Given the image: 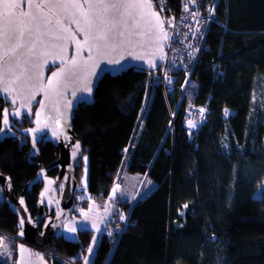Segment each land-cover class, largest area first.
I'll list each match as a JSON object with an SVG mask.
<instances>
[{
  "label": "trees",
  "instance_id": "16d2710c",
  "mask_svg": "<svg viewBox=\"0 0 264 264\" xmlns=\"http://www.w3.org/2000/svg\"><path fill=\"white\" fill-rule=\"evenodd\" d=\"M216 8L193 88L174 111L172 127L178 87L166 100L159 85L148 83L147 71L137 68L104 74L94 102L74 111L73 131L88 156L87 189L95 199L105 200L117 178L123 180L121 171L156 183L136 197L116 242L104 230L90 264H264V194L255 193L264 180V0H218ZM190 101L210 107L192 139L182 126ZM2 117L0 109V128ZM38 147L43 166L55 161L58 149L51 142ZM31 152L28 137L0 133V172L10 177L16 195L39 171ZM57 171L51 167L48 175ZM40 185L31 188L29 209ZM129 205L126 200L117 208L129 211ZM0 230L17 232V216L1 196ZM76 234L48 243L65 260L47 256L50 264L83 263L79 254L93 233L86 228ZM0 264L12 263L0 255Z\"/></svg>",
  "mask_w": 264,
  "mask_h": 264
},
{
  "label": "water",
  "instance_id": "95a60500",
  "mask_svg": "<svg viewBox=\"0 0 264 264\" xmlns=\"http://www.w3.org/2000/svg\"><path fill=\"white\" fill-rule=\"evenodd\" d=\"M39 1H41V4ZM90 2L94 3L96 0H90ZM33 3L41 5V7L39 9H30L27 0L26 13H43L45 14L44 19H50L51 21V23H48L47 27H45L44 19H42L41 31H47V28L59 31L55 23L56 20L62 17H70V14L76 11L73 9H68L67 11L63 9H54L46 5L56 3H79L83 5V11H88L85 0H33ZM147 3L152 5L151 9L144 8L142 10H136L138 13L137 20L139 21V27L132 29L133 34L131 36L126 33L125 44L111 53L110 58L120 60L119 65L109 64L106 59L96 56L94 53L90 54L85 48L80 54L82 59L76 66V76L67 80L61 77L59 88L50 90L49 95L45 97L44 92L38 91L39 84L41 83L39 77H43L42 83L45 87L48 86L49 78H52L55 83L56 78L52 77V73L58 72L64 67V64H62L59 59H56L53 63L51 56H40L38 45L36 55L21 56L20 66L14 67L16 75L23 73V76H21L15 84L11 82V79L0 82V90L4 87L9 89L7 94L0 91V98H3L4 101L6 95L8 102L11 103L12 100H15L20 107L21 104L30 108L36 105L33 112L34 116L27 127L14 126L9 116V124L7 126L14 128L15 131L29 138L32 148L31 154L38 159L37 164L39 171L33 178L29 179V182L23 187L19 195H16L13 191L10 177L0 172V187L4 193L3 199L5 203L9 205L11 211L17 216V232L15 234V236H17V238H15L16 256L18 258L17 264H50L47 255L58 258L55 255L47 254L44 248L47 247L52 239L63 236L64 222L74 213L72 210L74 206L75 188L78 184L77 174L81 169L84 150V146L78 135L73 131L72 119L75 115L74 111L81 103L92 104L94 102L95 88L104 74L109 73L113 76L121 74L123 71L131 68H137L142 71H152L155 70L163 60V58L160 59V57H164L166 42H163V46L161 47L158 40V36L160 35L159 31H154L152 35H149L147 31L148 25L139 18V13L141 12L145 19L155 21L156 17L152 16V12L157 13L161 18L160 11L153 6L152 1L147 0ZM76 18L78 19L79 16ZM62 23L65 28H68L76 35V38L83 43V35L76 33V24L70 23L69 19H63ZM129 27H132L131 21H129ZM136 32H143V35H135L134 33ZM61 35L68 36V33H61ZM49 38V36L43 37L45 40ZM54 43L61 44L62 46L65 45L64 41H54ZM66 47L68 50L66 54L67 59L71 60L72 56L76 55V45L71 41V36H68ZM3 51L4 48L0 47V54H3ZM18 51L24 52L26 49H18ZM50 51L53 54L59 53L61 56L65 55V53L61 52L58 48L50 49ZM130 52L132 55H129ZM90 55L93 56V59H89ZM136 56H142L143 59H136ZM121 57H123V59H121ZM4 59L7 60L8 57ZM44 59L48 60L47 64L43 63ZM25 60H27L28 63H25ZM85 60L88 61L87 65L83 63ZM12 63L13 66H15L16 62L14 59ZM150 63H155L157 66L149 67ZM34 65L40 66L36 67ZM2 66L3 61H0V67ZM50 66L55 67L48 72ZM86 73H94L89 76L91 83L87 85L91 88L90 93L80 90L83 86L80 78ZM28 76H34L36 78L25 83L24 81ZM74 80L75 82H73ZM65 84H67V87H64ZM73 92L76 93L75 96H73ZM33 93H35V99L31 101ZM39 95L40 98L38 99L37 96ZM10 106L15 105L11 104ZM5 109H8V107H5L4 110ZM4 110L2 111L3 116ZM37 120H39V124H37ZM1 128H5L4 117L1 121ZM36 128H39L40 131H31ZM54 132L58 133V138L53 135ZM65 137H67V139H65ZM40 141L51 142L54 147L58 149L55 161L48 166H43L39 158L38 143ZM77 144H79V151L76 152L74 157L73 153L76 151L75 146ZM51 167L58 169L57 173L53 176L48 175V171ZM37 182H41L39 193L34 207L29 209L26 199L29 197L32 186ZM21 200H23V203H21ZM34 209L35 212L32 213ZM22 219L24 220L23 225H21Z\"/></svg>",
  "mask_w": 264,
  "mask_h": 264
},
{
  "label": "snow or ice",
  "instance_id": "6c2138e0",
  "mask_svg": "<svg viewBox=\"0 0 264 264\" xmlns=\"http://www.w3.org/2000/svg\"><path fill=\"white\" fill-rule=\"evenodd\" d=\"M29 8L39 9L41 5L33 3V0H28ZM87 4L88 11H83V5L79 3H56L46 5L47 7L54 9H63L67 11L68 9L76 10L70 14V17H62L61 19L56 20V25L59 31H54L51 28H47V31H41V20L44 19L45 14H32L26 12H16L15 9L20 5L18 0H0V47L4 48L3 54H0V61H3V66L0 67V82H5L11 79L13 84L23 76V73L16 75L14 72V67L20 66V57L21 56H34L37 54V47L39 45V55L42 57L51 56L53 63L56 59H59L64 67L61 68L58 72H53L52 77L56 78L55 83L52 78L48 80V86L45 87L42 83L43 77L40 76L38 91H42L45 94V97L49 95L50 90H56L61 84V77H64L66 80L71 79L76 76V66L79 64L81 57V52L86 48L90 54L94 53L96 56L102 57L107 60L109 64L119 65L120 60L112 59L111 53L115 51L118 47H122L125 44V35L128 33L129 36L133 34V28L139 27V21L137 20L136 10H142L144 8L151 9L152 5L147 3V0H96V2H90V0H85ZM185 11H188L187 5L185 6ZM195 15V14H194ZM79 16L77 19L76 17ZM152 16H155V21L150 19H145L143 13H139L140 20H143L145 24L148 25V34L152 35L154 31H159L160 35L158 40L161 47L163 42L168 41V33L164 31L165 20H162L159 15L155 12H152ZM69 19L70 23L77 25L76 33L83 35V43L76 38V35L72 33L68 28L63 26L62 20ZM129 21H131L132 27H129ZM51 23L50 19H44V26L47 27V24ZM199 31V30H197ZM61 33H68V36H71V41L76 45V55L72 56L71 60L67 59V47L68 36L61 35ZM135 35H143V32H136ZM44 36H49L48 40L43 39ZM54 41H64L65 45L54 43ZM58 48L61 52H64L65 55L61 56L59 53L53 54L50 49ZM18 49H26L24 52H19ZM129 55H132L130 52ZM191 55V53L189 54ZM8 57L7 60L4 58ZM136 59H143L142 56H136ZM163 57H160L162 59ZM13 59L15 60V66H13ZM89 59H93V56L90 55ZM123 59V57H121ZM28 63L27 60L24 61ZM44 64L48 63L47 59H44ZM84 65H87L88 61H83ZM39 67L40 65H34ZM95 66V65H94ZM155 63H150L149 67H156ZM94 73H86L80 79L82 80L83 86L80 89L81 91L91 92V88L87 85L91 83L89 76ZM36 77L28 76L25 79V83L29 80H33ZM75 82V80L73 81ZM171 82V81H169ZM187 83V81H186ZM67 87V84L64 85ZM2 93L7 94L9 89L4 87ZM76 93L73 92V96ZM31 99H35V93H33ZM5 102L7 101V96L5 95ZM12 105L16 104L15 100L11 101ZM25 107L24 104H21V109ZM201 119H203V113L205 109L201 108ZM22 111H17L12 113L15 116H21ZM227 114V113H226ZM38 115V114H37ZM9 124L8 119V109L4 110V125L5 128H0V133H3L6 130L7 125ZM39 124V120H37ZM188 127L195 128L197 125L193 121H188ZM33 132H39L40 129H32ZM63 134V133H59ZM53 135L57 136L58 133L54 132ZM67 139V137H65ZM35 143V138H34ZM76 151H74L73 156L75 157L76 152L79 151V144L75 146ZM87 159V158H85ZM113 194L117 191V188H113ZM43 195V193H42ZM83 198V197H81ZM23 203V200H21ZM186 207V205H185ZM83 214V213H82ZM120 219L123 220L125 217L120 216ZM103 222V221H102ZM24 224V220H21V225ZM86 226V225H85ZM67 227V226H66ZM69 232H75L77 228L69 227L67 228ZM97 231H102L100 228H97ZM112 233L109 232V235ZM93 240H96V237H93ZM93 249L90 247L88 252L91 254ZM89 257H85V264H88Z\"/></svg>",
  "mask_w": 264,
  "mask_h": 264
},
{
  "label": "built area",
  "instance_id": "2783aa9c",
  "mask_svg": "<svg viewBox=\"0 0 264 264\" xmlns=\"http://www.w3.org/2000/svg\"><path fill=\"white\" fill-rule=\"evenodd\" d=\"M217 2L218 0H178L175 4H170L167 0L155 1L157 7H154L160 11L162 20L171 23V27L169 23H165L164 25L165 32H167L171 38L166 41L162 62L155 70L147 71V77L148 83L161 87L166 100H168V94L174 92L178 87L179 96L177 106L171 113L169 128L172 127L174 111L178 109V105L184 98V93L188 88H193L192 85H194L195 81L192 78V73L199 61L200 51L204 46V39L208 32V28L210 24L216 20ZM186 5L188 11H185ZM190 53L191 55H189ZM201 108L205 109L203 119H201V113L199 111ZM227 110V107H224L222 112L223 118H226L228 115ZM209 112L210 107H208L207 103L202 105L192 101L185 103L182 126L187 131L189 139H192L200 128L206 124ZM189 120L193 121L197 127L190 129L188 127ZM75 190L74 206L72 210L74 213L82 209L88 202L87 190L85 188L77 184ZM136 199L137 198L129 200V211L121 207L123 211L118 208V211L109 217L105 232H107V236L113 239L114 242L117 241L120 234L125 229L130 207L135 203ZM124 201V199L121 200V202ZM121 215H123L125 219L121 220ZM0 232L7 233L3 230H0ZM109 232L112 234L109 235ZM8 234L10 235L11 233Z\"/></svg>",
  "mask_w": 264,
  "mask_h": 264
},
{
  "label": "rangeland",
  "instance_id": "374dc122",
  "mask_svg": "<svg viewBox=\"0 0 264 264\" xmlns=\"http://www.w3.org/2000/svg\"><path fill=\"white\" fill-rule=\"evenodd\" d=\"M87 158V159H85ZM82 170L78 174V185L82 188H85L87 190V204L79 210L78 213H73L72 216H70L65 222L63 226V235L64 237L68 239H76L77 237V231L79 229H91L93 233V237H96V240H93V237L90 241V245L87 248V251L85 254H79L84 255L83 263L85 264V257H89L88 264H90L94 253L96 251V248L98 246V242L100 238L102 237L105 227L108 225V219L111 215H114L118 211L119 204H122L121 200H133L137 196L140 198L144 196L145 194L149 193L150 190L155 186V181L152 178H149L145 176V174L142 173H129V179L125 176L127 173L120 172V177L123 178V180L126 178L128 179L126 183V192L133 193V196H130V194L127 196H120L116 197V195L122 191V187H124V183L121 182L119 178L116 180L117 182H114L112 185L113 188H117V191L115 194H113V191L110 189L109 193L107 194V197H105L103 201H99L97 198L95 199L93 195L90 194L89 189H87V185L89 183V167H88V156L86 153L83 154V161H82ZM125 164H122V169L125 167ZM125 179V180H126ZM263 183L260 185L259 189L255 192L256 196L261 197V195L264 194V180ZM111 188V187H110ZM0 196L3 197L4 193L2 191V188L0 187ZM124 197V198H123ZM118 205V206H117ZM121 209V207H120ZM122 210V209H121ZM123 211V210H122ZM83 213V214H82ZM103 221V222H102ZM86 225V226H85ZM67 226V227H66ZM69 227H75L77 230L75 232H69L67 228ZM97 228H100L102 231H97ZM13 234V235H11ZM10 235L7 233L0 232L1 237V244H0V255L4 258H8L9 262L12 264H16L18 261V258L16 256V240L17 236H15L14 233H11ZM14 236V237H13ZM92 248L93 251L90 254L88 252L89 248ZM44 251L47 254H51L50 252H53L50 249L44 248ZM49 256V255H47ZM56 256V255H55ZM51 257V256H50ZM59 260L64 261L61 256H57Z\"/></svg>",
  "mask_w": 264,
  "mask_h": 264
},
{
  "label": "flooded vegetation",
  "instance_id": "af4514ba",
  "mask_svg": "<svg viewBox=\"0 0 264 264\" xmlns=\"http://www.w3.org/2000/svg\"><path fill=\"white\" fill-rule=\"evenodd\" d=\"M26 1L27 0H18L19 3V7L15 9L16 12H27V5H26ZM39 3L41 4V1H39ZM0 11H2L0 9ZM55 66H50L48 68V72H50ZM13 96V95H12ZM37 98H40V95L37 96ZM31 101H33V99H31ZM11 103L10 102H5L3 98H0V109H1V115H2V111L4 110L5 107H8V116L10 117L11 122L13 123L14 126H18V124H23L26 123V126H20V127H27V125L30 124V121L33 118V112L36 108V105H33L31 108L26 106L23 108V110H20L21 107L19 106L18 102H16L15 106H10ZM30 108V109H29ZM17 111H22V115L21 116H13L12 113H15ZM28 112V113H27ZM3 116V115H2ZM4 117V116H3ZM2 117V119H3ZM5 132L8 133H16L18 131H15L14 128L7 126ZM4 132V133H5ZM43 142V141H42Z\"/></svg>",
  "mask_w": 264,
  "mask_h": 264
},
{
  "label": "crops",
  "instance_id": "0c3cea01",
  "mask_svg": "<svg viewBox=\"0 0 264 264\" xmlns=\"http://www.w3.org/2000/svg\"><path fill=\"white\" fill-rule=\"evenodd\" d=\"M128 174H129V173H128ZM128 174H127L125 177L129 179ZM126 178H125V179H126ZM125 179H124V180H121V182L124 183V187H122V188H123L122 191H120V192L116 195V197H118V195H119V197H120L121 195H122V196H124V195H125V196H126V195L128 196L129 194H130V196H133V195H132L133 193H129V194H128V193L126 192V190H125V189H126L125 186H126V183H127V181H128V179H126V180H125ZM117 180H118V179H117ZM115 182H117V181H115ZM113 185H114V184H113ZM113 185L111 186V190H112ZM147 194H148V193H147ZM145 195H146V194H145ZM145 195H144V196H145ZM123 198H124V197H123ZM117 206H118V205H117ZM0 244H1V241H0Z\"/></svg>",
  "mask_w": 264,
  "mask_h": 264
},
{
  "label": "bare ground",
  "instance_id": "6f19581e",
  "mask_svg": "<svg viewBox=\"0 0 264 264\" xmlns=\"http://www.w3.org/2000/svg\"><path fill=\"white\" fill-rule=\"evenodd\" d=\"M51 253V255H56L57 256V254L56 253H53V252H50Z\"/></svg>",
  "mask_w": 264,
  "mask_h": 264
}]
</instances>
